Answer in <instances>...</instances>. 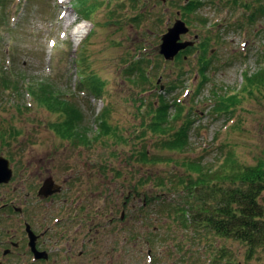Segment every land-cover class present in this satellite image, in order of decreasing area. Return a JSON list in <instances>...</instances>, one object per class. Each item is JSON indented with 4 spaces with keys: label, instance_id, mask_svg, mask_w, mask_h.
<instances>
[{
    "label": "rangeland",
    "instance_id": "374dc122",
    "mask_svg": "<svg viewBox=\"0 0 264 264\" xmlns=\"http://www.w3.org/2000/svg\"><path fill=\"white\" fill-rule=\"evenodd\" d=\"M95 1L9 0L8 19L0 13V69L24 80L18 92L0 90V155L14 169L11 198H21L31 188L32 196L37 197V188L46 178L56 180L61 186L56 206L50 211L45 206L33 211L38 230L50 225L53 217L66 216L67 199L75 198V209H81L74 224V245L68 251L71 264H264V247L250 254L241 241L206 238L207 234H196L184 226L177 230L178 239L171 241L167 236L171 219L160 207L140 216L141 207L147 206L145 198L152 200L157 195L173 200L174 195L157 187V178L178 181L184 172L183 161H200L205 170L216 171L231 152L232 166L264 163V86L252 94L242 91L243 72L248 70L253 76L264 64V18L241 31L236 24L243 8L235 0H201L199 7L186 14L178 8L181 0H165V4L162 0ZM244 1L253 6L264 3ZM75 2L100 6L84 20ZM178 19L190 29L181 40L194 41L196 50L181 60L177 58L182 50L164 60L161 36ZM83 27L79 37L73 36ZM208 38L212 39L205 58L211 63L209 81L200 82L197 70ZM80 53L84 73L102 80L105 100L91 96L87 88L89 93L76 89ZM138 54L157 64L150 73L151 83L144 87L134 85L124 72ZM24 83L48 84L61 96L73 99L84 116L88 142L76 147L59 138L52 130L56 125L51 129L50 124L60 123V115L33 101ZM142 90L144 107L157 94L171 90L170 104L179 96L184 101L182 114H195L184 152L158 149L156 136L148 132L139 138L146 131L142 120L148 119L138 97ZM237 93L239 103L231 114L212 112L216 96ZM107 105L106 122L124 140L99 136V118ZM184 119L173 126L178 128ZM146 145L161 161L138 162L137 153ZM16 219L12 212L11 222L17 224Z\"/></svg>",
    "mask_w": 264,
    "mask_h": 264
},
{
    "label": "trees",
    "instance_id": "16d2710c",
    "mask_svg": "<svg viewBox=\"0 0 264 264\" xmlns=\"http://www.w3.org/2000/svg\"><path fill=\"white\" fill-rule=\"evenodd\" d=\"M8 1L0 0L2 7L0 13L1 15L4 14L5 20L9 16L5 13L6 9H8ZM26 1L29 3L30 0ZM200 1L188 0L187 3H184L185 0H181L178 8L182 9L186 14L192 12L190 10L199 7L201 5ZM235 1L239 5L241 4L243 8L242 15L238 17L236 24V27H239L241 31L248 30L247 28L254 25L257 20L264 18V3L261 1H257L258 4H254V6L244 0ZM132 2L135 3L136 0H132ZM75 3V7L77 8L78 5L80 8L78 12L86 20H89L90 14L100 6L98 3L93 4V6H89L87 3H84V5ZM211 45V38H208L202 45V63L198 72L199 77H201L200 82L209 81L208 73L211 63L209 64V61L205 60V58L210 52L209 47ZM192 51L193 49H188L182 52L177 60H181V58H184L185 55ZM81 57L83 55L80 53L76 59L81 61L80 78L76 89L85 92L87 91L85 88H87L91 96H99L101 100H105V94L101 88L102 80L96 79L94 74L84 73L83 59H79ZM156 65L153 60H147L140 55L139 58L135 57L133 61L126 64L125 77L133 80V84L137 87H144L146 83H151L152 75L150 73L155 71ZM178 78L180 77L178 76ZM23 81L19 79V76L0 69V90L3 93L13 94L18 92L21 89L19 86ZM263 86L264 64L259 72L253 76L248 70L243 72V94H252L254 89L259 90ZM24 87L26 88V93L33 101L35 99L38 104H43L48 109L57 111L60 115V123L50 124L51 129L56 125L52 130L59 138L69 141L76 147H83L82 145L88 142V139H85V137L87 138L86 133L83 132H87V129H84V116L77 105L73 103V99L67 98L69 97L68 95L65 97V94H63L64 97L61 96L57 88L54 89L48 84L28 85L24 83ZM170 91L167 90L165 95L157 94L156 100L150 101L145 107L141 96L144 90L139 93L140 105L145 108L144 116H148L147 120H142L141 127L146 131H142L139 138L142 139L146 132L151 133L156 136L158 149L182 153L189 147L190 133L195 123L192 116L195 114L192 111L182 114L185 107L184 101L179 96L170 104ZM228 96H216L217 102L212 108L214 114H231L232 108L239 103V96L238 93ZM109 110V105H107L100 115L98 124L99 136H110L117 138V140H124L123 136L118 135L117 128L111 129L108 126L106 115ZM183 117L185 119L181 125L175 128L173 124ZM174 128V132L171 133L170 130ZM77 142L79 143L75 144ZM230 157L231 152L225 156L216 171L205 170L200 161H183L184 172L179 175L180 177H177L178 181H174L173 178L166 181L157 178V187L174 195L173 200L169 202L167 199L157 195L152 200L151 198H145L144 202L147 203V206L143 205L141 207L140 216H143L144 212L155 211L160 207L162 213L171 219L169 227L171 229L169 233L171 237L167 235L171 241L178 239L177 230L179 227L184 226V228L191 227L196 234H207L205 235L206 238L216 236L241 241L248 245L250 254L256 248L264 247V163L260 162L255 166H232L233 163H231ZM137 160L138 162H144V164L161 161L158 157L150 154L147 145L140 147L137 153ZM167 161L174 162L173 159H167ZM169 181L170 184L168 185ZM145 182L148 183L147 180ZM176 195L177 199L175 198ZM148 212L145 213L146 216H148Z\"/></svg>",
    "mask_w": 264,
    "mask_h": 264
},
{
    "label": "flooded vegetation",
    "instance_id": "af4514ba",
    "mask_svg": "<svg viewBox=\"0 0 264 264\" xmlns=\"http://www.w3.org/2000/svg\"><path fill=\"white\" fill-rule=\"evenodd\" d=\"M0 156L8 159L4 155ZM49 178L56 182L52 176L46 178L37 188V197L32 196L31 188V191L24 193L21 198L12 199L11 181L0 183V191H3L0 194V264H11V262H16V264L72 263L68 251L74 245V224L81 209L80 207L79 210L75 209V198L67 199L69 204H66V216L53 217L50 225L42 226L40 230L34 222L36 217L34 210L37 211V208L41 210L45 206V209L50 211L57 204V194L49 197L39 195L44 182ZM20 199L24 202L23 205H15ZM76 202L80 205V201ZM12 212L18 216L17 224L11 222ZM64 224L66 226L61 231L57 229ZM12 229H14L13 233Z\"/></svg>",
    "mask_w": 264,
    "mask_h": 264
},
{
    "label": "water",
    "instance_id": "95a60500",
    "mask_svg": "<svg viewBox=\"0 0 264 264\" xmlns=\"http://www.w3.org/2000/svg\"><path fill=\"white\" fill-rule=\"evenodd\" d=\"M165 2V0H162ZM189 32V28L183 20H176L172 27L168 28L167 32L161 38L160 51L164 53L165 59L173 58L178 52L186 49L189 46H193L191 41H181V36ZM169 47L172 48V52L168 51ZM162 88V87H161ZM13 168L10 165V161L0 156V183L11 181L13 178ZM61 187L56 185L52 178L47 179L39 195L49 197L60 192Z\"/></svg>",
    "mask_w": 264,
    "mask_h": 264
},
{
    "label": "bare ground",
    "instance_id": "6f19581e",
    "mask_svg": "<svg viewBox=\"0 0 264 264\" xmlns=\"http://www.w3.org/2000/svg\"><path fill=\"white\" fill-rule=\"evenodd\" d=\"M63 1H68V0H63ZM67 24V23H66ZM68 25V24H67ZM83 31H84V27L81 29V30H78L77 32L75 31V32H73V36H80L79 34H81V33H83Z\"/></svg>",
    "mask_w": 264,
    "mask_h": 264
}]
</instances>
